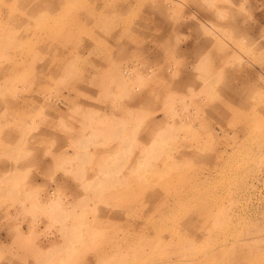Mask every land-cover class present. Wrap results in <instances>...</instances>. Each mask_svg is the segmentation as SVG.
<instances>
[{
	"label": "rangeland",
	"instance_id": "obj_1",
	"mask_svg": "<svg viewBox=\"0 0 264 264\" xmlns=\"http://www.w3.org/2000/svg\"><path fill=\"white\" fill-rule=\"evenodd\" d=\"M40 2L0 0V264H264V0Z\"/></svg>",
	"mask_w": 264,
	"mask_h": 264
},
{
	"label": "bare ground",
	"instance_id": "obj_2",
	"mask_svg": "<svg viewBox=\"0 0 264 264\" xmlns=\"http://www.w3.org/2000/svg\"><path fill=\"white\" fill-rule=\"evenodd\" d=\"M26 1L27 0H23L22 2H20V0H18V3L17 4H14V5H17V6H15V7H17V8H20L22 11H24V12H28V14H31V13H33V12H35L36 10H39L38 8H33V7H27V3H26ZM29 1V0H28ZM31 1V0H30ZM35 1H38V2H40L41 0H35ZM74 1V0H73ZM67 2H68V4H67ZM69 2H71V0H61V2H60V5H61V7H63V8H67L68 6H66V5H69ZM41 3V2H40ZM36 5V4H35ZM40 6H43L42 4L40 5ZM58 6V5H57ZM46 7V6H45ZM44 7V8H45ZM42 8V7H41ZM46 9H48V8H46ZM76 18V17H75ZM86 18V17H85ZM93 29V28H92ZM3 31V30H2ZM0 34H1V32H0ZM9 34V33H8ZM3 35H5V34H3ZM2 37V36H1ZM21 37H23V34L22 35H19L18 37H16V39H21ZM15 38V37H14ZM1 39V38H0ZM6 39H7V37H6ZM6 39H4L3 41H5ZM16 39H14V40H16ZM13 40V41H14ZM1 42V41H0ZM6 42V41H5ZM16 42V41H15ZM37 42V41H36ZM4 43V42H3ZM3 43H1V44H3ZM33 43V42H32ZM38 43V45H39V42H37ZM5 44V43H4ZM12 45V44H11ZM16 45V44H15ZM46 45V44H45ZM2 47V46H1ZM148 195V198H147V200L150 202L149 204L152 206V205H154L153 207L155 208L154 210L153 209H151L150 210V214L151 213H158V214H160V212H162V210H165V211H167V210H172V207H170V205H167V200H166V198H162V197H160V195H159V193L157 192V190H154V191H151V192H149V194H147ZM172 197H174V196H172ZM184 209V208H183ZM187 209H189V207L187 208ZM192 209H194V208H192ZM186 210V209H185ZM196 210H199V209H197L196 208ZM200 211V210H199ZM196 212H198V211H195V213L193 212V214H198V213H196ZM163 214V213H162ZM161 214V215H162ZM193 214H189L188 216H187V218H189V219H192L194 216H193ZM156 214H154V215H151L150 217H149V219H148V221L150 220V222H149V226H152V227H154V228H156V229H160V228H158V227H156L155 225H154V221H153V217L155 216ZM165 215V214H164ZM169 215V214H168ZM185 215H187V214H185ZM167 216V215H166ZM180 216V215H179ZM198 216V215H197ZM180 218V217H179ZM195 219V218H194ZM193 219V220H194ZM192 220V221H193ZM147 221V222H148ZM146 222V223H147ZM194 222V221H193ZM146 223L144 224V228H148L147 227V225H146ZM146 226V227H145ZM143 228V227H142ZM159 242V241H158ZM157 242V243H158ZM162 244V243H161ZM142 253H141V256H143V254H144V251H141ZM214 256V255H213ZM215 257V256H214ZM210 258H212V257H210ZM206 259V258H205ZM203 261V260H202ZM205 261V260H204ZM203 261V262H204ZM209 262V261H208ZM198 263V262H197ZM201 263V262H200ZM203 264V263H202Z\"/></svg>",
	"mask_w": 264,
	"mask_h": 264
}]
</instances>
